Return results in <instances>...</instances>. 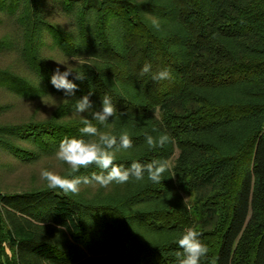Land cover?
<instances>
[{"label": "trees", "instance_id": "16d2710c", "mask_svg": "<svg viewBox=\"0 0 264 264\" xmlns=\"http://www.w3.org/2000/svg\"><path fill=\"white\" fill-rule=\"evenodd\" d=\"M0 14L18 32L0 54L11 47L22 65L0 70V89L35 110L0 123V150L27 166L56 158L61 140L81 137L90 116L74 105L91 92L95 108L105 94L117 108L93 124L133 141L116 164H168L160 184L145 174L78 194L46 181L0 191V264H177L188 228L209 249L200 264H264V0H0ZM58 60L84 75L68 77L75 96L50 83ZM145 63L171 78L141 75ZM145 134L170 140L152 148Z\"/></svg>", "mask_w": 264, "mask_h": 264}, {"label": "clouds", "instance_id": "9594fccd", "mask_svg": "<svg viewBox=\"0 0 264 264\" xmlns=\"http://www.w3.org/2000/svg\"><path fill=\"white\" fill-rule=\"evenodd\" d=\"M154 27L159 28V24L153 21ZM64 64L65 70L60 67L54 69L50 78V83L58 91L62 90L65 96H75L77 84L69 80L68 77L75 72L69 64ZM152 66L145 63L141 68V75L151 74L155 82H160L171 78L167 69L156 73L151 72ZM75 80H83L84 75L75 72ZM92 95L89 92L76 100L74 105V114L80 116H90L82 120V127L79 128L81 137H65L58 145L55 152L57 160L67 164L71 173L69 176H62L53 171L43 169L40 172V178L47 183L49 189H59L64 194H78L80 186L91 185L101 188H108L113 183L125 184L130 179L141 181L147 174V179L153 183L160 184L163 180V174L168 168L166 161L153 160L150 163L142 164L133 161L129 167L125 168L115 163V153L120 150H127L133 147V141L128 133L124 132L117 139L116 136L100 132L98 127L93 124L96 121L100 125H105L110 117L117 114L116 105L112 103L111 97L105 94L100 101L99 108H95L90 100ZM122 115V114H121ZM83 137H95L96 139H84ZM170 140L169 136L161 135L154 138L150 134H145V142L149 147L157 146L163 148ZM95 165L100 171L91 173L90 176L76 175L81 169H88ZM200 233L192 228L185 230L184 234L178 239L177 243L182 252H177V264H200L201 258L206 257L209 249L202 244L199 239ZM214 264V262H213Z\"/></svg>", "mask_w": 264, "mask_h": 264}, {"label": "rangeland", "instance_id": "374dc122", "mask_svg": "<svg viewBox=\"0 0 264 264\" xmlns=\"http://www.w3.org/2000/svg\"><path fill=\"white\" fill-rule=\"evenodd\" d=\"M1 15V14H0ZM63 17L61 21H63ZM4 20V19H2ZM0 20V23L3 21ZM7 23V22H6ZM15 27V26H12ZM7 23L6 25L0 27V39L7 38L9 40L16 41L18 32ZM12 48L5 50L0 54V70L5 68L15 69L17 71L21 70L22 65L18 64L17 56L13 54L14 51H10ZM60 63L69 64L67 60H58ZM64 65V64H63ZM25 102V103H24ZM14 98L9 92L0 89V106H7L6 112L0 114V123H13L26 120L31 116H34V104H27L24 100ZM45 109L40 113L39 118H47L50 116L51 109L57 105L56 101L50 100ZM37 110V109H36ZM39 111V110H37ZM178 152L175 154L177 158ZM61 162L57 158L44 159L38 164L32 165H21L18 161L14 160L9 154L0 150V191H21L28 189L29 187H37L42 185L40 178V172L43 169L53 171L60 174L64 171ZM187 199V198H185ZM9 253V252H7Z\"/></svg>", "mask_w": 264, "mask_h": 264}]
</instances>
